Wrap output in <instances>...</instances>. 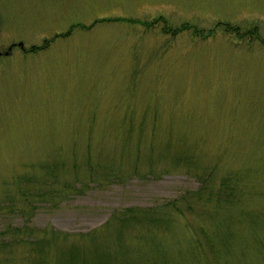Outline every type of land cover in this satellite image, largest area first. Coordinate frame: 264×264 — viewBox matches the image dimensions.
<instances>
[{
    "label": "rangeland",
    "instance_id": "1",
    "mask_svg": "<svg viewBox=\"0 0 264 264\" xmlns=\"http://www.w3.org/2000/svg\"><path fill=\"white\" fill-rule=\"evenodd\" d=\"M12 42L0 264H264V0H0Z\"/></svg>",
    "mask_w": 264,
    "mask_h": 264
},
{
    "label": "flooded vegetation",
    "instance_id": "2",
    "mask_svg": "<svg viewBox=\"0 0 264 264\" xmlns=\"http://www.w3.org/2000/svg\"><path fill=\"white\" fill-rule=\"evenodd\" d=\"M4 48L6 49H0V58L10 56L14 51V49L16 48L23 49V44L19 42H12L10 46L8 45L7 47Z\"/></svg>",
    "mask_w": 264,
    "mask_h": 264
},
{
    "label": "trees",
    "instance_id": "3",
    "mask_svg": "<svg viewBox=\"0 0 264 264\" xmlns=\"http://www.w3.org/2000/svg\"><path fill=\"white\" fill-rule=\"evenodd\" d=\"M225 186L228 188V185H227V184H226ZM124 220H125V219H124ZM150 220H151L152 222H155L154 217H152V216H151Z\"/></svg>",
    "mask_w": 264,
    "mask_h": 264
}]
</instances>
